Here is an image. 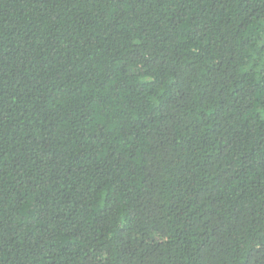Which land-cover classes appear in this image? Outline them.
Returning a JSON list of instances; mask_svg holds the SVG:
<instances>
[{
    "label": "trees",
    "instance_id": "1",
    "mask_svg": "<svg viewBox=\"0 0 264 264\" xmlns=\"http://www.w3.org/2000/svg\"><path fill=\"white\" fill-rule=\"evenodd\" d=\"M0 264H264V0H0Z\"/></svg>",
    "mask_w": 264,
    "mask_h": 264
}]
</instances>
